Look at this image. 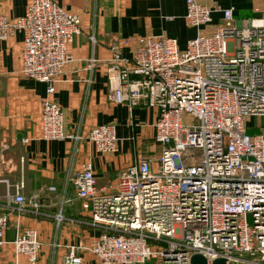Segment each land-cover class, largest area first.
<instances>
[{
    "label": "built area",
    "instance_id": "2783aa9c",
    "mask_svg": "<svg viewBox=\"0 0 264 264\" xmlns=\"http://www.w3.org/2000/svg\"><path fill=\"white\" fill-rule=\"evenodd\" d=\"M184 5L189 26L211 22L206 4ZM25 9L12 20L0 14V41L21 33L19 74L46 85L39 139L74 138L64 132L53 95L72 61L68 46L80 31L79 17L53 0H27ZM221 12L223 24L197 34L183 50L161 35L108 46V99L155 111L160 153L127 166L110 186L96 184L89 164L71 178L76 197L90 203L92 223L102 229L89 248L97 264H189L194 254L207 264H264V125L253 136L245 133L246 120L264 119V17L238 26L232 9ZM122 46L132 47L131 53L123 55ZM95 64L90 59L87 68ZM85 137L99 153L116 151L112 124L92 128ZM5 188L7 202L18 211L36 213L41 207L36 196L23 197L21 184L12 194ZM7 227L1 215L0 247ZM14 236L15 257L37 264L36 232ZM77 250L71 247L60 264H82Z\"/></svg>",
    "mask_w": 264,
    "mask_h": 264
},
{
    "label": "crops",
    "instance_id": "0c3cea01",
    "mask_svg": "<svg viewBox=\"0 0 264 264\" xmlns=\"http://www.w3.org/2000/svg\"><path fill=\"white\" fill-rule=\"evenodd\" d=\"M53 1L80 20V31L68 46L72 61L63 68L53 95L62 110L64 132L74 138L39 139L40 100L46 85L19 74L21 33L0 41V216L8 220L0 264H14L15 260L26 264L24 256L15 257L11 245L15 233L25 229H33L38 236L37 264H60L71 247L79 248L75 254L82 264H97L89 248L102 229L92 223L90 203L76 197L71 178L89 164L96 184L110 186L127 166L158 157L155 111L144 105L130 109L108 99L105 68L113 40L121 44L127 39L161 35L174 38L183 50L197 34H210L223 24V9H232V20L238 26L264 17V0H197L211 9V22L199 28L184 21V0ZM26 3L0 0V14L11 20L20 18ZM131 50L121 47L123 55ZM90 59L96 64L88 69ZM108 124L114 125L116 151L99 153L85 136L92 128ZM6 184L11 194L13 187L21 184L23 197L36 196L41 207L36 213L30 208L18 211L15 204L7 202Z\"/></svg>",
    "mask_w": 264,
    "mask_h": 264
},
{
    "label": "rangeland",
    "instance_id": "374dc122",
    "mask_svg": "<svg viewBox=\"0 0 264 264\" xmlns=\"http://www.w3.org/2000/svg\"><path fill=\"white\" fill-rule=\"evenodd\" d=\"M259 125H262V126L264 125V119H257L256 117H253L251 119L246 120L245 133L248 136H253V134L258 133Z\"/></svg>",
    "mask_w": 264,
    "mask_h": 264
},
{
    "label": "water",
    "instance_id": "95a60500",
    "mask_svg": "<svg viewBox=\"0 0 264 264\" xmlns=\"http://www.w3.org/2000/svg\"><path fill=\"white\" fill-rule=\"evenodd\" d=\"M212 264H225L224 260L222 259H215L211 262ZM189 264H207L205 259L199 255V254H194L191 258H190V262Z\"/></svg>",
    "mask_w": 264,
    "mask_h": 264
}]
</instances>
